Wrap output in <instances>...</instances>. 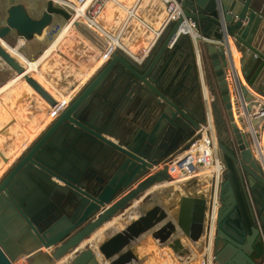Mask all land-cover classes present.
Instances as JSON below:
<instances>
[{
	"label": "water",
	"instance_id": "1",
	"mask_svg": "<svg viewBox=\"0 0 264 264\" xmlns=\"http://www.w3.org/2000/svg\"><path fill=\"white\" fill-rule=\"evenodd\" d=\"M176 1L181 13L164 26L141 61L116 47L66 103L25 72L3 42L12 33L30 42L59 25L58 20L71 22L99 52L107 47L104 38L53 0H45L39 16L23 2L8 1L0 22V61L11 75H20L32 96L42 99L54 115L0 174V264H19L22 257L26 264H101L90 244L78 246L152 185L166 181L163 162L182 144L187 147L208 121L223 169L207 204L190 194L181 197L177 226L185 232L189 225L204 222L199 236L212 232L215 264L261 263L264 124L259 149L256 135L244 129L243 114L253 111V93L264 97V18L249 0ZM186 19L196 22L201 38L180 33ZM202 36L216 43L201 46ZM232 48L240 54V75L230 57L228 84L224 56H230ZM184 52L197 69V97L178 83L183 64L176 67L173 57ZM0 157L7 162L1 151ZM124 217L102 231L103 236L130 241L170 221L158 206L135 218ZM49 248L46 257L43 250Z\"/></svg>",
	"mask_w": 264,
	"mask_h": 264
},
{
	"label": "crops",
	"instance_id": "2",
	"mask_svg": "<svg viewBox=\"0 0 264 264\" xmlns=\"http://www.w3.org/2000/svg\"><path fill=\"white\" fill-rule=\"evenodd\" d=\"M8 1L9 0L3 1L1 7L2 16L0 15V17L4 16V10L8 6ZM16 1L26 4L30 13L34 16H39L45 6V0H43V5L37 4L36 0ZM63 1L74 2V0H61V5L63 4ZM249 4L251 5V7L256 9L258 13H260V15L264 18V0H249ZM129 9H134V15H129ZM166 16V0H107L104 3L102 10L96 15V19L101 27L108 33H110L111 36H118V42L125 49H127L130 53L135 54L140 52V48L146 49L150 45L154 37V31L162 28L166 21ZM65 24V22H62L61 27L52 37L53 39ZM47 31L51 32L52 28H49ZM45 34L49 35L48 33ZM44 35L42 37L34 38V40L30 42H21V38H17L12 33L6 39V43L10 45L11 48H13L9 49L10 52H15L17 50L28 60H35L43 53L44 49L53 40L52 38L48 39V37H45ZM203 43L205 44L216 42H213L208 38L202 36L201 46L204 45ZM59 52L63 53L72 62L70 63L69 61L64 59L61 55H59ZM14 54L19 57L18 54ZM188 55L186 52H184L182 57H177L176 59L173 57V60L177 61L178 65H176V67H180L179 64H183L178 83H182V85L184 84V86L192 90L193 94L197 97V69L193 64V60ZM236 55L237 56L235 59L232 52L230 56L229 54H227V52H225L224 57L227 64L226 77L228 80V84H231V80L229 78L230 70L232 67L230 61L231 58L233 67L235 68L237 74L240 75L238 61L240 54L236 53ZM102 57H105L104 53L102 54L101 52H99L94 45H92L84 37L78 34L73 28H71L68 33H66V35L61 39V43L59 42L57 47L52 50V52L47 57H45L43 61L40 62L38 71H33L30 75L44 88H46L45 83H50L55 87V89H57L59 93H61L62 95L69 94L70 97L77 91V89L80 87V84L82 85V83L86 81V78L88 79V77H90V74L96 71L97 67L105 59L103 58V60L98 64V62L100 61H98V58L101 59ZM19 59H21V64L24 65L22 58L19 57ZM199 72L202 78V69L200 65ZM11 73L12 71L3 62L0 61V130L3 128L0 131V151L3 152V154L7 151H10V153L16 152V149H18V147H21L19 151H22L21 149H24V147L26 146V144L24 146L22 145L26 143V131H29V133L36 131L35 135L39 133L48 123L45 121V119L49 111L52 110L49 108L46 114L43 113L45 104L43 103L42 99H40L38 96H32L31 92L27 90L26 83L20 79L13 80L16 74L11 75ZM40 74H42L41 76L44 77L43 79L45 80V83L38 78V75ZM172 74H175V70L172 72ZM240 82L245 84L242 80H240ZM230 86L231 85H229V87ZM49 91L50 94H52V96L56 100H58L57 91H52L51 89ZM253 94L255 95L254 100L257 104V107L253 108V113L251 114L255 115L256 113L261 112L264 109V97H261L256 93ZM243 116L245 118L244 129L246 131H250L252 128L257 132L259 139H262L263 135L261 128H263L264 116H257L253 124V118L251 119L250 116L245 117L246 115L244 114ZM11 119H13V122H11L9 125H6L9 121H11ZM249 121L251 122V125ZM19 133H21L23 136ZM185 147V144H182L176 151H182ZM11 155H13V153ZM168 159L169 157L166 160ZM158 167L159 166H157V168ZM212 186L209 185L193 191L187 190V192L190 194H194V192L198 190L196 192L197 194L204 192L203 195H208L207 197L209 199V194L212 190ZM144 193L139 196L133 202V204H131V206L128 205L129 207H126L117 216V218L114 217L110 222L105 224L104 226L106 227H103V231L108 232L109 230H111L114 227V224L118 222L120 218L124 217V215L125 219L123 218V221L132 217L135 218L136 214L142 213V211H147L153 206H158L161 210L166 212L167 221L170 220L172 226H166L164 222V224H155L154 227H161L160 230L155 232L150 227L149 231L143 232L144 235L141 234L139 238L136 239L137 243H134V247H136V253H138L139 255L142 253L141 255L142 257H144L138 259L137 264L142 262L153 264L154 262L159 260V257L165 260H167L168 258H175L176 262L179 263V261H181L180 255L182 253L187 254L182 259L188 261V258L191 255V251H193V244H196L199 239H203V236H199L198 229L200 223L189 225V228L185 229V232H187L188 235L180 227L177 226V219L179 216V199L181 197H184L185 193L184 195H174L171 191L168 190V188H162L159 186V184L152 185ZM203 195L199 196L203 197ZM193 196L196 197L195 195ZM138 204L139 206H137ZM129 209H133L132 211H135V215L131 214L130 216L128 214V212L130 211ZM124 223L125 222L121 224L124 225ZM193 238L196 240H194ZM160 239H162V241ZM124 242V246L126 247H129L128 245L131 244L127 243L126 241ZM168 245H170L171 247L169 248ZM153 250L155 251V254L157 256L155 257L156 259L151 255ZM118 251H121L120 248L117 250V252ZM253 257L256 259H260V256H258L257 254H254ZM262 262H264V258L262 259L261 263Z\"/></svg>",
	"mask_w": 264,
	"mask_h": 264
},
{
	"label": "built area",
	"instance_id": "3",
	"mask_svg": "<svg viewBox=\"0 0 264 264\" xmlns=\"http://www.w3.org/2000/svg\"><path fill=\"white\" fill-rule=\"evenodd\" d=\"M53 1L61 5V0ZM106 1L107 0H89L87 5H85L87 0H76L75 2L63 1L62 4V6L71 9L73 15L76 14L77 6L83 7L80 17L88 27L95 30L104 38L107 47L103 53L106 55V57H108L110 53L117 47L130 55L136 61H141L147 55L149 49L162 32L164 26L169 21L175 20L181 13L180 5L176 0H166L167 16L164 25L161 29L154 31V37L150 45L146 49L140 48L139 53L133 54L118 42V36H115L116 42L113 43L114 36H111V34L103 29L101 25L96 21V15L102 10ZM133 10L134 9L128 10L129 15H134ZM180 33L190 36L193 40L201 37V33L197 30L196 22L191 19H186L185 26H181L180 28ZM255 107H257V104L254 105V108ZM251 113H253V111L248 113L246 117L250 116L252 119V117L256 118L257 116H259V114L261 116H264V109L261 112L256 113L255 115ZM251 131H253V133L256 135V138H254L256 146L261 149L262 139H259L257 132L252 128L248 132L251 133ZM196 133V136L188 144L187 147H185L182 151L173 152L169 156V159L163 162V165L167 167V180H172L175 182L185 181L184 183H186V189L191 191L209 185L212 186L213 181H218L220 173L223 169V164L219 159L218 149L216 147L215 132L211 123L208 121L207 123L201 125L200 130H198ZM193 250L196 254L198 264H215L213 258L212 232H207V234H205L203 238V241L195 244ZM186 255V253H182L180 256L183 258ZM168 261L173 262L174 264L178 263L176 262L175 258H168ZM261 264H264V262H262Z\"/></svg>",
	"mask_w": 264,
	"mask_h": 264
},
{
	"label": "bare ground",
	"instance_id": "4",
	"mask_svg": "<svg viewBox=\"0 0 264 264\" xmlns=\"http://www.w3.org/2000/svg\"><path fill=\"white\" fill-rule=\"evenodd\" d=\"M76 0H74V2H75ZM72 2V1H71ZM89 2V0H87V2L85 3V5H87V3ZM83 10V7H80V6H77V8H76V14L73 16V19L74 18H77L78 20H80V21H83V19L80 17V15H81V11ZM96 21H97V19H96ZM72 28V26H71V22H68V23H66L65 25H63L62 26V28L59 30V32L57 33V35H56V37L51 41V43L44 49V51H43V53L37 58V59H35V60H28L27 58H25L22 54H20L17 50L15 51V52H13L12 51V54L14 55V56H16L14 53H16V54H18L19 55V57L20 58H22V61L24 62V67H25V72H28L29 74H31L33 71H38V67H39V64H40V62L41 61H43V59L45 58V57H47L51 52H52V50H54L56 47H57V45L59 44V42L61 43V39L66 35V33H68V31L70 30ZM73 32V31H72ZM45 37L47 36V35H44ZM102 36V35H101ZM44 38V37H43ZM21 42H23V40L21 39L20 40ZM19 41V42H20ZM116 42V38L114 37V42L113 43H115ZM3 44H4V46L5 47H7V49L9 50V49H13V48H11L10 46H8L6 43H4L3 42ZM15 49V48H14ZM102 54H103V52H101ZM232 53H233V56H234V58L236 59V53H235V50L232 48ZM104 56L105 57H102L101 59L100 58H98V64L103 60V58H106V55L104 54ZM19 57L18 56H16V58L19 60V62L21 63V59H19ZM101 57V56H100ZM104 61V60H103ZM102 61V62H103ZM96 62V63H97ZM97 64V65H98ZM101 65V64H100ZM99 65V66H100ZM96 66V65H95ZM98 66V67H99ZM97 67V68H98ZM42 74H40V75H38L39 77V79H41L43 82L45 81L43 78L44 77H42L41 76ZM91 75V74H90ZM21 76L20 75H16L14 78H13V80H16V79H20V80H22L21 78H20ZM89 78V77H88ZM12 80V81H13ZM86 80H87V78H86ZM24 82V81H23ZM45 83V82H44ZM84 83V82H83ZM45 85H46V90L50 93V89L52 90V91H57V89H55V87L53 86V85H51L50 83H45ZM80 86H81V84H80ZM26 87H27V90L28 91H32L33 92V90L26 84ZM49 88V89H48ZM53 88H54V90H53ZM26 89V88H25ZM63 90V89H62ZM74 91V90H73ZM29 92V93H30ZM34 93V92H33ZM57 93H58V100L59 101H61V103H66L70 98H71V96L69 97V94L68 95H62L61 93H59L58 91H57ZM27 95V94H26ZM36 95V94H35ZM52 95V94H51ZM37 96V95H36ZM43 101V100H42ZM43 103L45 104V102L43 101ZM43 104V105H44ZM45 106V108H46V110L48 109L49 110V108H47L48 106L45 104L44 105ZM42 107V106H41ZM45 108H44V110H45ZM51 109V108H50ZM53 113H54V111H52V110H50L49 111V113L47 114V116H46V119H45V121L46 122H48V121H50L51 119H52V115H53ZM48 117H51L50 119H48ZM17 122V121H16ZM43 124V123H42ZM17 125H19V124H17ZM38 128V127H37ZM35 132L36 131H33V132H30L29 133V131H26V136H25V139H26V143H24V144H22L23 146L26 144L27 145V143H29V141H31L32 140V138L34 137V135H35ZM19 134H21V133H19ZM22 135V134H21ZM23 136V135H22ZM21 145V146H22ZM21 147H18V149H16V152H11L10 153V151H7V152H5L3 155L7 158V162H3V160H2V158L0 157V174H1V172L3 171V169L4 168H6L7 167V165L9 164V163H11L13 160H14V158H15V156H17L18 154H19V149H20ZM23 148V147H22ZM22 150V149H21ZM263 152V151H262ZM3 153V152H2ZM9 153V154H8ZM13 153V155H11ZM264 154V153H263ZM11 155V156H10ZM264 157V156H263ZM185 182V181H184ZM184 182H175V181H168V180H166V181H163V182H161V183H159V186L160 187H166V188H168V190L169 191H171L174 195H177V194H183L184 195V193H185V196L184 197H187L186 195H188V194H190V193H188L187 192V189H186V183H184ZM198 191V190H197ZM197 191H195L194 192V194H190L191 195V197H193L194 198V196H192V195H195L196 197L195 198H202V199H204L205 201H206V204H207V200H208V195H203L204 194V192H201V193H199V194H197L196 192ZM206 191V190H205ZM187 192V193H186ZM145 194V193H144ZM199 195H203V197H200ZM181 199V198H180ZM179 199V200H180ZM133 204V203H132ZM140 204V203H139ZM139 204L137 205V206H139ZM130 206H131V204H130ZM129 207V206H128ZM205 213V215H206V211L204 212ZM117 218V217H116ZM205 218V217H204ZM165 225L166 226H172V224L170 223V221L168 222V223H165ZM104 227H106V226H104ZM205 227V223L204 222H202V224L200 223V225H199V229H202V228H204ZM109 228V227H108ZM152 229H153V231H158V230H160V228L161 227H154V226H152L151 227ZM199 229H198V231H199ZM102 231H103V228H101L95 235H92L90 238H88L86 241H84L80 246H78V248L77 249H80L81 247H83V245H87V244H90L91 246H92V248L94 249V248H97L96 249V254H97V259H98V262H100V263H104V264H137V262H138V259H141V258H144V257H142V253L139 255L138 253H136V247H134V243L136 242V239H138L139 237H137V238H133V239H131L130 241H126L127 243H131V244H129L128 246L129 247H126V246H124L125 245V242L121 239V238H119V236H117V237H114V238H112L111 240L110 239H107V237L106 236H103V234H102ZM142 235H144L143 233H142ZM140 240V239H139ZM138 240V241H139ZM201 241H203V239L201 238V239H199L197 242H196V244L197 243H199V242H201ZM137 243V242H136ZM193 245H195V244H193ZM109 247H111V248H109ZM138 247V246H137ZM168 247L170 248L171 246L170 245H168ZM120 248V250L121 251H118L117 252V250ZM193 248H194V246H193ZM75 251V250H74ZM49 252H50V248L49 249H44L43 250V255L44 256H46V257H49ZM149 252H151V251H149ZM41 253L40 252H38L37 253V255H36V257L37 256H39ZM149 254V253H148ZM69 255H71V253L70 254H68L67 255V257H69ZM147 255V254H146ZM151 255L155 258V257H157L156 256V254H155V251L153 250L152 251V253H151ZM33 257H34V255H33ZM64 259H66V258H64ZM156 259V258H155ZM159 260L158 261H156V262H154V260H153V264H174L173 262H168L167 260H165V259H163V258H161V257H159L158 258ZM144 260V259H143ZM180 260L181 261H179V263H181V264H187L188 262H195L196 264L198 263V261H195V260H197V258H196V254H195V252H194V250L193 251H191V255H190V257L188 258V261H185V260H183L182 259V257H180ZM52 261V260H51ZM63 261V260H62ZM18 263L19 264H26V258L25 257H22L20 260H18ZM61 263V261H54L53 260V262L51 263V264H60ZM138 264H150V263H145V262H142V263H138Z\"/></svg>",
	"mask_w": 264,
	"mask_h": 264
},
{
	"label": "rangeland",
	"instance_id": "5",
	"mask_svg": "<svg viewBox=\"0 0 264 264\" xmlns=\"http://www.w3.org/2000/svg\"><path fill=\"white\" fill-rule=\"evenodd\" d=\"M3 1L4 0H0V15L2 16V4H3ZM36 2H37V4H39V5H43L44 4V1L43 0H36ZM1 20H2V17H0V22H1ZM58 22H59V25H55V27L53 26V27H51L52 28V31L51 32H47L49 35H47V34H45V35H47V37H48V39H51L55 34H56V32H57V30L61 27V24H62V20H58ZM54 89V88H53ZM53 111V110H52ZM53 115H54V113H53ZM53 115L51 116V117H53ZM51 117H48V119H50ZM1 168V167H0ZM5 169V168H4ZM3 169V170H4ZM3 172V171H2ZM96 249L97 248H94V250L96 251ZM195 261H197V260H195ZM101 264H104V263H101ZM175 264H178V263H175ZM187 264H196L195 262H188ZM198 264V263H197Z\"/></svg>",
	"mask_w": 264,
	"mask_h": 264
},
{
	"label": "flooded vegetation",
	"instance_id": "6",
	"mask_svg": "<svg viewBox=\"0 0 264 264\" xmlns=\"http://www.w3.org/2000/svg\"><path fill=\"white\" fill-rule=\"evenodd\" d=\"M54 90V89H53Z\"/></svg>",
	"mask_w": 264,
	"mask_h": 264
}]
</instances>
